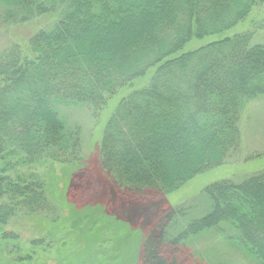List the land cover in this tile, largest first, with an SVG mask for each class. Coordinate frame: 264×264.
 Instances as JSON below:
<instances>
[{
    "label": "trees",
    "instance_id": "trees-1",
    "mask_svg": "<svg viewBox=\"0 0 264 264\" xmlns=\"http://www.w3.org/2000/svg\"><path fill=\"white\" fill-rule=\"evenodd\" d=\"M7 21L53 16L48 30L0 53V227L16 218L55 223L56 208L35 175L16 167L83 162L80 133L58 114L85 106L93 118L135 81L145 87L117 103L99 145L102 170L117 191L165 197L196 176L225 165L240 150L244 105L264 96V44L250 33L224 36L264 0H0ZM215 38L196 49L192 41ZM208 213L173 233L174 208L145 237L138 264H190L184 246L214 230L256 264H264V171L204 188ZM4 252L19 264L42 239L22 247L0 231ZM48 245V244H47Z\"/></svg>",
    "mask_w": 264,
    "mask_h": 264
},
{
    "label": "rangeland",
    "instance_id": "rangeland-1",
    "mask_svg": "<svg viewBox=\"0 0 264 264\" xmlns=\"http://www.w3.org/2000/svg\"><path fill=\"white\" fill-rule=\"evenodd\" d=\"M6 7L0 3V53L18 48L28 55L27 41L40 30L51 28L53 16L35 18L24 24L6 20ZM250 33L252 44H264V4L254 7L245 21L224 36ZM215 38L190 42L184 51L196 49ZM152 72L112 98L100 116L93 118L89 109L79 105L58 108L67 129L80 133L83 162L64 166L43 162L16 167L12 174L37 176L45 184L48 199L56 208L55 223L42 217L16 218L0 231L18 236L22 247L34 239L44 245L28 264H138L145 237L170 210L182 208L183 215L173 221V233L205 216L210 202L204 188L214 182L239 183L264 171V96L247 102L239 122L240 150L225 165L196 176L178 191L165 197H140L117 191L100 166L99 145L104 126L120 99L146 86ZM1 167V162H0ZM204 231L184 246V258L190 264H256L224 240L231 235ZM48 244V245H47ZM0 264H19L4 252L0 241Z\"/></svg>",
    "mask_w": 264,
    "mask_h": 264
}]
</instances>
